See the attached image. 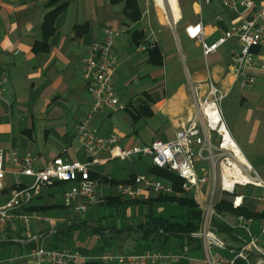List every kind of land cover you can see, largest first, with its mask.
<instances>
[{
  "label": "crops",
  "instance_id": "1",
  "mask_svg": "<svg viewBox=\"0 0 264 264\" xmlns=\"http://www.w3.org/2000/svg\"><path fill=\"white\" fill-rule=\"evenodd\" d=\"M127 1L0 0V71L7 76L3 96L8 99L6 104L0 97V149L29 151L36 157V167L54 157L85 160L83 147L74 138V126L91 102L82 75V59L104 26L121 31L113 46L118 60L114 85L126 108L119 112L106 109L98 112L92 126L99 135L114 134L123 147L172 139L176 130L190 119L192 89L205 80L208 72L226 91V96L237 89L232 104L235 116H224V120L238 147L241 149L246 142L251 144L256 131L264 130V70L259 67L264 63V47L255 50V65L249 71L255 75L257 84L248 89H242L230 71V49L235 39L226 41L204 61L191 58L184 50V46L201 47L197 39L187 35L188 25L200 22L203 40L212 43L251 11L236 13L217 1L204 5L198 0H176L179 16L175 19L168 0H129L130 4ZM253 1L256 6L264 5V0ZM179 25L183 44L176 33ZM149 43L156 44L159 62L152 60ZM142 46L146 49L141 50ZM168 70L180 73L179 82L172 89L167 87V76L163 73ZM257 85L263 86L261 91L255 90ZM99 157L104 159L107 153L104 151ZM115 160L124 171L117 178L109 174ZM248 161L264 180V153L256 152ZM151 166L149 157L108 159L95 164L91 172L123 183L135 174L147 172ZM99 180L98 201L86 212L77 214L62 203L63 191L74 183L52 181L43 185L36 197L17 213L41 214L53 224L32 219L28 228L19 220L8 226L0 235V249L7 244L13 246L10 264H18L17 257L36 244L68 248L84 256L180 251L187 258L172 264H205L201 239L163 232L149 223L157 217L170 221L184 219L186 210L176 200L148 193L137 200L124 199L117 194V184ZM31 181V177L7 173L5 187L0 190V205L7 201L13 189ZM205 188L200 185L197 193L193 190L185 193L197 203V199H204ZM173 194L174 190L167 196ZM237 195L242 196V204L234 207L233 195L218 192L216 203L226 198L234 211H221L211 221L214 233L226 246L234 248L241 246L247 235L229 224L238 223V215L247 214L245 217L252 219L251 233L258 235L259 219L264 215V202L257 199L264 195L263 188L239 187ZM236 208L246 214L237 212ZM210 257L223 260L228 252L215 247ZM263 258L264 235H261L249 254V261L254 263Z\"/></svg>",
  "mask_w": 264,
  "mask_h": 264
},
{
  "label": "built area",
  "instance_id": "2",
  "mask_svg": "<svg viewBox=\"0 0 264 264\" xmlns=\"http://www.w3.org/2000/svg\"><path fill=\"white\" fill-rule=\"evenodd\" d=\"M213 1L219 2L227 10L236 13L251 11V14L231 24L212 43L203 40L200 22L188 25L186 33L200 42L204 57L215 52L226 41L235 39L230 49V71L239 81L240 87L248 89L256 81L255 75L249 71L255 65L253 49L264 47V5L256 6L253 0H198L204 5ZM120 33L117 28L104 26L100 37L89 44L82 59V75L91 102L84 116L74 126V138L83 147L85 160L54 157L36 167V157L31 152L20 153L15 148L7 151L0 149V190L5 187V176L9 172L16 177L32 178L29 184L13 189L7 201L0 205V235L8 226H13L16 220L25 228L29 227L32 219L53 224L50 218L41 214L17 213L18 209L36 197L46 183H74L63 191L62 203L72 213H83L99 198L100 182L90 176L95 164L108 159L124 161L141 156L149 157L152 166L167 169L180 177L183 180V192L193 190L197 193L200 185L206 186L204 199H197L201 210L200 226L189 234L203 241L205 264H264V258L254 263L249 261V254L259 237L264 235V215L259 219L258 235L251 233L252 219L249 217L240 214L238 223L229 224L231 228L242 229L247 235L242 245L235 248L225 245L214 233L211 223L212 218L218 216L214 210V197L218 192L233 195L232 205L237 207L242 204V196L237 195V189L246 186L264 189V180L233 139L221 108L226 91L215 83L209 72L201 84L193 87V113L176 130L172 139H154L148 144L123 147L118 144L116 135L102 136L94 130L92 119L98 112L105 109L119 112L126 108L114 85L118 60L113 46ZM148 45L151 47L155 44ZM140 49L146 48L142 46ZM259 67L264 70V63ZM6 77L5 72L0 71V97L8 104V99L3 96ZM104 151L107 157L101 159L99 155ZM116 191L124 199L137 200L147 193L168 195L173 192V187L170 181L143 172L135 174L128 182L118 183ZM257 199L264 202V195ZM214 247L226 249L228 257L223 260L212 259L210 253ZM186 258L180 251L106 252L84 256L68 248H46L43 244H36L17 257V261L18 264H172Z\"/></svg>",
  "mask_w": 264,
  "mask_h": 264
},
{
  "label": "trees",
  "instance_id": "3",
  "mask_svg": "<svg viewBox=\"0 0 264 264\" xmlns=\"http://www.w3.org/2000/svg\"><path fill=\"white\" fill-rule=\"evenodd\" d=\"M128 4H130V1H127ZM134 13L136 11H133ZM138 17V13L136 14V17ZM148 46V45H147ZM149 49V53L152 56V60L155 62H159L160 61V56H159V51L158 48L156 46V44L154 46H148L147 47ZM254 51L256 50V48L253 49ZM157 177L169 180L172 184L173 190H174V194L171 196H167V195H159L160 197L163 196L165 198H167V200H176L181 207H183L186 212H185V217L182 220L179 221H170L169 219H164L162 217H157V218H153L151 219V221L149 223H153L156 225L157 228L161 229L163 232H173L176 234H186L189 235L191 232L196 231L201 223V210L198 208L197 204L195 203V201L193 200V198L190 195H187V193L183 192L181 189V184H182V179L178 176H176L173 172L168 171L167 169H163V168H158V167H154L151 166L150 169L147 171ZM90 176L92 178H96L99 177L97 176V174L93 173L90 171ZM100 179H102L103 181H110L111 184H118L119 181H115V180H107V178L105 176L103 177H99ZM98 178V180H99ZM133 177H131L130 179H132ZM100 181V180H99ZM127 181V180H125ZM61 182V181H58ZM64 183V182H62ZM215 211L218 214L221 211H234V209L232 210L230 203L228 202V200L226 198H222L218 203H216L214 205ZM241 208H236L235 210L239 213H242V210H240ZM242 214H246V213H242ZM247 215V214H246ZM245 215V216H246ZM63 230L58 231L60 233L61 236H63ZM52 248H58L56 247H52Z\"/></svg>",
  "mask_w": 264,
  "mask_h": 264
},
{
  "label": "rangeland",
  "instance_id": "4",
  "mask_svg": "<svg viewBox=\"0 0 264 264\" xmlns=\"http://www.w3.org/2000/svg\"><path fill=\"white\" fill-rule=\"evenodd\" d=\"M176 33H177V37L182 42L183 38L181 36L180 25L177 27ZM173 39L176 41V35L173 36ZM182 44H183V42H182ZM184 50L186 51L185 53H189L190 54L191 58L204 61L205 57H203V55H202L201 47L197 48V47H194V46H188V47L184 46ZM163 73H164V75L167 76V82H168L167 83V87L171 88V89L176 87L178 82H179L180 73L177 72V71L174 72V73H171L170 70L164 71ZM181 73H182V76L184 77L185 76L184 67H183L182 64H181ZM262 78L263 77L261 76L260 81H261ZM263 82H264V80H263ZM255 83H256V81H255ZM255 83H254V86L257 84V83L255 84ZM262 87L263 86L257 85L255 90L261 91ZM236 90L237 89L234 88L232 90V92L228 96L224 97L222 102H221V108H222V111H223V114H224L223 116H225V117L227 115H229L231 117L235 116V111L232 108V104L234 103V97L236 96V93H237ZM261 129L262 128H260V130L256 131V134L251 137V139L253 140L251 142V144H249V142H246L244 147H241L243 154L245 155V157L248 160H251L253 154L256 153V152L257 153H260V152L264 153V130H261ZM247 135H249L248 132H247ZM112 164H113V168L110 170L109 174L111 176H113V177H116V178L120 177L121 174H123V172H124L122 164L118 160H115V162H112ZM259 172L260 173L262 172L260 168H259ZM216 197H217V194L214 197V201L216 200ZM103 209H105V207H103ZM109 210L111 211L112 208H110ZM214 210H215V208H214ZM12 249H13V246L12 245H8V244L5 245L4 247H2V249H0V259H2V261H1L2 264H10L11 258L13 256L12 253H11ZM6 257H8V258L7 259H3V258H6Z\"/></svg>",
  "mask_w": 264,
  "mask_h": 264
},
{
  "label": "bare ground",
  "instance_id": "5",
  "mask_svg": "<svg viewBox=\"0 0 264 264\" xmlns=\"http://www.w3.org/2000/svg\"><path fill=\"white\" fill-rule=\"evenodd\" d=\"M168 3H169V5H170V9H171V11H172L173 17H174L175 19H177L178 16H179V10H178V7H177V2H176V0H168Z\"/></svg>",
  "mask_w": 264,
  "mask_h": 264
}]
</instances>
